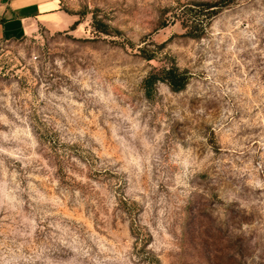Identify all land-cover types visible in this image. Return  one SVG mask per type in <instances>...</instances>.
<instances>
[{"label": "rangeland", "instance_id": "1", "mask_svg": "<svg viewBox=\"0 0 264 264\" xmlns=\"http://www.w3.org/2000/svg\"><path fill=\"white\" fill-rule=\"evenodd\" d=\"M214 1L60 0L0 45V264H264V0L189 36Z\"/></svg>", "mask_w": 264, "mask_h": 264}, {"label": "crops", "instance_id": "2", "mask_svg": "<svg viewBox=\"0 0 264 264\" xmlns=\"http://www.w3.org/2000/svg\"><path fill=\"white\" fill-rule=\"evenodd\" d=\"M68 21L60 0H0V45L22 40L42 28H65Z\"/></svg>", "mask_w": 264, "mask_h": 264}, {"label": "trees", "instance_id": "3", "mask_svg": "<svg viewBox=\"0 0 264 264\" xmlns=\"http://www.w3.org/2000/svg\"><path fill=\"white\" fill-rule=\"evenodd\" d=\"M235 0H216L212 3L209 2H194V4H192L194 7L197 8L198 11V15L196 14L195 16H191L190 20L189 18L185 19L182 21V26L188 30L190 29V31H188V35L191 37H198L195 36L192 33L191 30L193 27V24L195 22H199V17L200 15L203 17V19L205 20H210L213 16H215L220 10L228 7L229 5H231ZM193 8L187 9L185 10L182 14L184 15L188 10L192 11ZM203 20H200V23H202ZM96 29L104 34H108V28L106 25L101 24L100 22H96ZM148 58V57H147ZM154 81H163L166 82L168 84V86L170 87L171 91L173 92H179L181 90H183L185 88V86L187 85L188 81H189V75L187 74L186 71H179V69L172 67V68H168L162 71L160 76H150L148 79H146L145 83L147 84V86H152Z\"/></svg>", "mask_w": 264, "mask_h": 264}]
</instances>
